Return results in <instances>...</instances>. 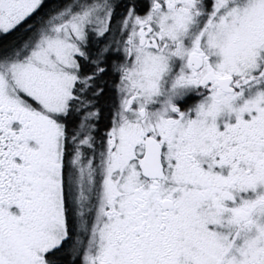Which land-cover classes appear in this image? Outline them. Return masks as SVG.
Masks as SVG:
<instances>
[{
	"label": "flooded vegetation",
	"instance_id": "obj_1",
	"mask_svg": "<svg viewBox=\"0 0 264 264\" xmlns=\"http://www.w3.org/2000/svg\"><path fill=\"white\" fill-rule=\"evenodd\" d=\"M242 2L130 0L115 15L112 0L99 33L107 37L100 54H112L115 101L98 134L82 119L68 121L80 114L70 101L62 110L27 101L16 107L1 93L0 222L4 214L31 225L42 220L39 198L60 202L68 238L65 206L76 178L90 170L94 182L95 174L109 178L101 182L104 197L96 200L100 189H93L101 201L96 229L78 264H198L203 253L182 220L188 206L212 205L249 226L257 206L251 195L264 182V118H254L250 105L252 78L264 77V32L244 25L258 40L254 55L233 57ZM90 40L86 34L77 47L73 89L82 90L75 85ZM96 137L103 149L93 156L88 141ZM0 232L13 238L10 227L0 224ZM54 249L40 256L44 264ZM221 255L208 253L205 264Z\"/></svg>",
	"mask_w": 264,
	"mask_h": 264
},
{
	"label": "rangeland",
	"instance_id": "obj_2",
	"mask_svg": "<svg viewBox=\"0 0 264 264\" xmlns=\"http://www.w3.org/2000/svg\"><path fill=\"white\" fill-rule=\"evenodd\" d=\"M41 0H0V35L11 30L28 17ZM112 0H73L60 11L41 22L33 36L7 57L0 59V96L11 105L23 107V101H35L48 109L62 110L71 98L75 80L74 56L88 28L99 33L105 27ZM246 1L240 4L244 6ZM245 15L240 24L239 36L233 57L252 58L250 49L258 42L250 37L244 25L256 24L264 32V0H248ZM223 32L211 34L220 36ZM264 37V34L261 35ZM76 46V50H75ZM2 93V95H1ZM250 105L254 118H264V77H253ZM85 131L81 130L80 134ZM107 168L111 171V158L106 155ZM87 167H81L86 172ZM108 170V172H109ZM102 175V173H101ZM92 172L76 178L74 201H70L77 217L76 232L80 248L88 245V237L96 229L95 222L100 208L97 197L107 193L106 181ZM101 182H104L101 184ZM100 189L99 195L94 189ZM257 203L251 224L239 227L223 210L212 205L197 212L189 210L182 217L183 224L194 229L193 248L203 253L198 264H205L207 254L217 251L218 264H264V182L251 195ZM93 198V200H91ZM37 204L42 220L30 222L10 220L2 215L1 226L10 227L12 239L7 240L0 232V264H44L43 252L58 246L66 234L62 204H50L39 198ZM191 205H196L192 203ZM75 206V207H74ZM189 210V211H188ZM185 213V214H186ZM94 248H90V252ZM93 264V261H90Z\"/></svg>",
	"mask_w": 264,
	"mask_h": 264
},
{
	"label": "trees",
	"instance_id": "obj_3",
	"mask_svg": "<svg viewBox=\"0 0 264 264\" xmlns=\"http://www.w3.org/2000/svg\"><path fill=\"white\" fill-rule=\"evenodd\" d=\"M72 1L41 0L38 7L28 17L11 30L0 35V59L7 57L14 49L28 41L42 21L48 19ZM129 1L115 0L117 4L115 5V15ZM115 25L116 22L113 24V29ZM87 36L92 40L88 41L82 49L81 54L84 57L83 60L81 58L80 60L83 66L81 67L82 71L78 72V86L82 85V90L74 88L73 94L75 96L69 102V105H77L76 109L79 110L80 114L77 113L74 117L68 116V121L71 120L75 124V122L82 119V121L84 120L89 124L91 134H98L99 129L108 123L109 114L115 101L114 91L112 90L114 74L112 72L113 68L110 67L112 54L108 53L104 56L100 54V44L107 39L103 34L96 33L93 29L88 28ZM88 142L91 145L90 151L93 156L95 152L103 149V139L96 137L91 138ZM81 150L84 151V148ZM92 160L94 162V159ZM65 207L67 210L68 238L64 239L56 249L46 254L49 264H78V253L81 246L77 241V217L71 204H67Z\"/></svg>",
	"mask_w": 264,
	"mask_h": 264
}]
</instances>
